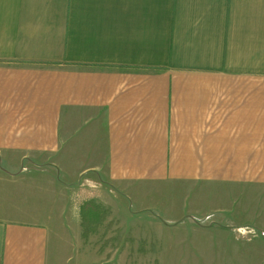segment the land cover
Wrapping results in <instances>:
<instances>
[{
  "label": "crops",
  "instance_id": "0c3cea01",
  "mask_svg": "<svg viewBox=\"0 0 264 264\" xmlns=\"http://www.w3.org/2000/svg\"><path fill=\"white\" fill-rule=\"evenodd\" d=\"M203 181L264 182V0H0V264H125L88 245L113 220L156 264H264V220L173 211Z\"/></svg>",
  "mask_w": 264,
  "mask_h": 264
},
{
  "label": "rangeland",
  "instance_id": "374dc122",
  "mask_svg": "<svg viewBox=\"0 0 264 264\" xmlns=\"http://www.w3.org/2000/svg\"><path fill=\"white\" fill-rule=\"evenodd\" d=\"M202 183L200 189L192 192L180 189L179 192L174 193L171 190L168 199L172 202L173 211L183 212L185 216L191 218V214L213 217L219 215L221 210L223 211L221 215L239 214L248 220L257 218L264 220V182H245L234 189H229L233 187L229 183L219 185H209L206 181ZM151 197L159 198L156 194ZM109 222L101 226L92 236L88 245L93 246L94 251L107 243L108 259L116 255L118 261L123 260L125 264H156L154 260L158 251V242L155 235L159 234V231L155 227H151L147 220H127L124 222V229L130 231L123 234L119 231H122L119 222L113 220L112 226L108 225ZM251 227L257 234L252 240L264 239V223L252 221Z\"/></svg>",
  "mask_w": 264,
  "mask_h": 264
},
{
  "label": "trees",
  "instance_id": "16d2710c",
  "mask_svg": "<svg viewBox=\"0 0 264 264\" xmlns=\"http://www.w3.org/2000/svg\"><path fill=\"white\" fill-rule=\"evenodd\" d=\"M105 213H107V210L102 206L95 204L93 201L85 203L81 207V217L85 229H89L90 224L100 223L103 220Z\"/></svg>",
  "mask_w": 264,
  "mask_h": 264
},
{
  "label": "built area",
  "instance_id": "2783aa9c",
  "mask_svg": "<svg viewBox=\"0 0 264 264\" xmlns=\"http://www.w3.org/2000/svg\"><path fill=\"white\" fill-rule=\"evenodd\" d=\"M237 232L240 233L241 237H246V239L248 240H252L253 237L257 236V234L255 233V231H253L252 229H246V230H242L240 232V230H237Z\"/></svg>",
  "mask_w": 264,
  "mask_h": 264
}]
</instances>
